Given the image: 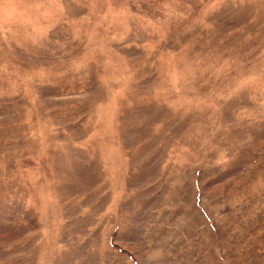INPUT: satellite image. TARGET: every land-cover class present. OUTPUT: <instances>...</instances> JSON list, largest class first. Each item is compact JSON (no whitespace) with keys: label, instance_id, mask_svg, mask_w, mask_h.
I'll return each instance as SVG.
<instances>
[{"label":"rangeland","instance_id":"374dc122","mask_svg":"<svg viewBox=\"0 0 264 264\" xmlns=\"http://www.w3.org/2000/svg\"><path fill=\"white\" fill-rule=\"evenodd\" d=\"M0 264H264V0H0Z\"/></svg>","mask_w":264,"mask_h":264}]
</instances>
